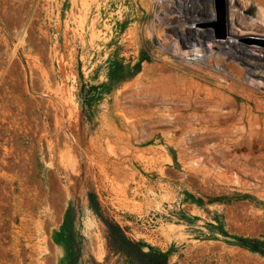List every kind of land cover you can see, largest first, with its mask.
Returning a JSON list of instances; mask_svg holds the SVG:
<instances>
[{
  "label": "rangeland",
  "instance_id": "1",
  "mask_svg": "<svg viewBox=\"0 0 264 264\" xmlns=\"http://www.w3.org/2000/svg\"><path fill=\"white\" fill-rule=\"evenodd\" d=\"M237 1L258 55L264 0ZM221 7L0 0V264H264V72ZM187 28L208 34L183 55ZM165 84L209 121L147 95Z\"/></svg>",
  "mask_w": 264,
  "mask_h": 264
},
{
  "label": "bare ground",
  "instance_id": "2",
  "mask_svg": "<svg viewBox=\"0 0 264 264\" xmlns=\"http://www.w3.org/2000/svg\"><path fill=\"white\" fill-rule=\"evenodd\" d=\"M203 1H205V2H209V0H203ZM237 3H238V1L237 0H229V7L227 8V11H226V17H229V24H230V27H229V30H228V39H227V41H226V46H227V48H229V50H231V53L232 54H236V55H238V57L239 58H241L242 60H244L249 66H250V64L252 65L251 67H253L252 69L251 68H249V70L248 71H250L251 73H255V74H259V75H263V72H264V50L263 51H261L260 50V54H258V55H254L252 52V50L251 49H249L248 47H246L245 45H243V44H241L243 41H246L242 36H240V34H238L237 32H236V30H235V26L237 27L238 25H236L237 24V22H238V20H239V18L241 17V13H240V8L241 7H237ZM205 4V3H204ZM207 4V3H206ZM206 4L204 5V6H206ZM258 5H261V3H257ZM188 5V4H187ZM208 5H209V3H208ZM243 6V5H242ZM192 7H193V5H192ZM237 7V8H236ZM185 8V7H184ZM203 8V7H202ZM207 8V7H206ZM209 8V7H208ZM205 10L206 9H202V12H203V15L204 16H202V17H200V18H194V15H193V18H192V16L191 17H189V20H188V22H190V21H193V20H196V19H199V20H207V19H209L210 17H212V12H211V10L209 9V12H208V10H207V18H206V12H205ZM197 13V12H196ZM242 13H243V11H242ZM258 14H256V17H260L259 16V12H257ZM196 15V14H195ZM196 17V16H195ZM198 17H199V15H198ZM241 20V19H240ZM240 23V22H239ZM261 23V22H260ZM186 31H184V33L186 32H188L189 34V36L187 35H183V33H181V35H183V36H181L182 38H183V45L185 46V47H189V49H182L181 50V52H182V54L183 55H186V54H188L189 53V51H190V46H193V45H195L194 44V41H190V39L193 37V36H197L198 35V37H203V38H207V31H203V30H201V29H195L193 32L195 33V34H193V33H190V30H192V29H190V28H187V29H185ZM252 31V30H251ZM253 32V31H252ZM251 32V33H252ZM256 32V31H255ZM260 32V31H259ZM259 35H262V36H264V32H262L261 34H259ZM191 37V38H190ZM208 37H210V36H208ZM190 38V39H189ZM200 39V38H199ZM204 45V44H203ZM198 46H200V45H198ZM226 46H224V47H226ZM261 46V45H260ZM181 47V46H180ZM204 48V47H203ZM200 50H203L202 48H201V46H200V48L199 47H195V51H196V53H200ZM194 52V51H193ZM230 52V51H229ZM239 52V53H238ZM251 58H253L254 59V61L251 59ZM250 60H252L253 62H250ZM253 69H257L258 70V72L257 71H255V70H253ZM260 73H262V74H260ZM162 85V84H161ZM160 85V86H161ZM167 84H165L164 86L165 87H156V85L155 86H153V87H151L152 89H147V95H149V96H152V95H154V96H157V95H160L161 94V99H160V103L162 102V103H166V102H170L171 103V105H173V106H178V102H183L184 103V106L186 107V108H192L193 109V113H192V116L194 117V120H198V121H200V122H208L209 121V119H207V117H206V115L205 114H201V113H198V112H196L195 111V109H194V103H196L197 102V100L193 97H191V95L189 94L187 97H180L177 93H174V91H173V88L170 86V85H167ZM255 100V99H254ZM254 100H252V101H254ZM258 101V100H257ZM199 103H206V102H209L207 99L206 100H201V101H198ZM199 103H197V104H199ZM256 104V103H255ZM218 105V104H217ZM262 105V104H261ZM175 107V108H176ZM263 108V107H262ZM171 116V115H170ZM209 117V116H208ZM180 118H182V116H179V115H174V117L171 119V121L170 122H178V120L180 119ZM255 118H257V117H255ZM165 119V118H164ZM212 119V118H211ZM188 120H189V118H188ZM261 120H263V119H261ZM193 121V120H192ZM247 121V120H246ZM264 122V121H263ZM253 125V123H251L250 122V125L248 124V127L249 126H252ZM263 125H264V123H263ZM256 126V125H255ZM262 126V125H261ZM250 129H251V127H250ZM241 130V129H240ZM248 130V129H247Z\"/></svg>",
  "mask_w": 264,
  "mask_h": 264
},
{
  "label": "trees",
  "instance_id": "3",
  "mask_svg": "<svg viewBox=\"0 0 264 264\" xmlns=\"http://www.w3.org/2000/svg\"><path fill=\"white\" fill-rule=\"evenodd\" d=\"M107 226L110 227L115 234H117L119 237H121L130 246H135L134 247L135 254L139 258H143V257L146 258V257H150L151 256V250H153V248L150 247V251H143V249L141 248V246L139 244H135L134 242L128 240L125 237V235L123 234L122 230L120 229V227L118 225L112 224V223H108ZM247 246L250 249H252V250H256V248H257L256 245H247ZM159 258H160L159 264H167L165 255L163 253H159Z\"/></svg>",
  "mask_w": 264,
  "mask_h": 264
},
{
  "label": "water",
  "instance_id": "4",
  "mask_svg": "<svg viewBox=\"0 0 264 264\" xmlns=\"http://www.w3.org/2000/svg\"><path fill=\"white\" fill-rule=\"evenodd\" d=\"M218 22L220 25L224 26L226 23V8L221 7L218 9Z\"/></svg>",
  "mask_w": 264,
  "mask_h": 264
}]
</instances>
